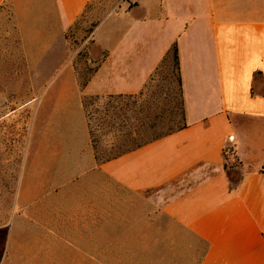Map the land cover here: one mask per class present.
<instances>
[{"label":"crops","instance_id":"0c3cea01","mask_svg":"<svg viewBox=\"0 0 264 264\" xmlns=\"http://www.w3.org/2000/svg\"><path fill=\"white\" fill-rule=\"evenodd\" d=\"M92 1L0 0L14 7L33 70L50 73L32 85L48 90L22 200H49L52 188L55 237L75 256L89 249L92 264H264V6L122 0L93 30L97 66L81 88L69 32ZM175 42L186 126L99 160L84 98L141 93ZM231 147L243 163L237 188Z\"/></svg>","mask_w":264,"mask_h":264},{"label":"rangeland","instance_id":"374dc122","mask_svg":"<svg viewBox=\"0 0 264 264\" xmlns=\"http://www.w3.org/2000/svg\"><path fill=\"white\" fill-rule=\"evenodd\" d=\"M121 3L122 0H93L69 32L72 49H77L71 62L80 84L93 72L89 49L94 42V24L118 11ZM254 5L263 7L264 0H255ZM60 74H65V68L56 78ZM38 75L48 77L50 73L33 70L23 48L14 7L7 3L0 10V264H92L89 255L83 256L89 249H78L79 255L75 256L76 249L61 246L55 237V217L52 210H45L54 206L52 188L49 200H22L23 175L30 147L37 138V112L48 90L32 87ZM37 94L40 97L33 99ZM182 97L172 56L161 63L139 94L86 96L85 110L97 158L117 156L181 127L185 123ZM239 169L243 171V167ZM38 188L37 181L27 185L34 196Z\"/></svg>","mask_w":264,"mask_h":264},{"label":"trees","instance_id":"16d2710c","mask_svg":"<svg viewBox=\"0 0 264 264\" xmlns=\"http://www.w3.org/2000/svg\"><path fill=\"white\" fill-rule=\"evenodd\" d=\"M97 24L98 23L94 24V28L97 26ZM171 56L173 58V63H174L175 69H176V71L178 73V81H179V84H180V87H181L180 60H179L177 42H175L171 46L170 50L167 52V54H166L165 58L163 59V61H166ZM87 82H88L87 80L84 81L81 84V88H84L85 85L87 84ZM181 93H182V96H183L182 89H181ZM96 97H98V96H96ZM84 105L86 106V97L84 98ZM182 117L185 120V110H184V99H183V97H182ZM184 126H186V120H185V123L181 127H178L176 129H171L170 132H168V133H166L164 135L156 136V137H154L153 139H151V140H149L147 142H150L152 140H155V139L163 137V136H165L167 134H170V133H172V132H174L176 130H179V129L183 128ZM147 142L140 143L136 147H139V146H141V145H143V144H145ZM127 151H124V152H127ZM124 152H122V153H124ZM122 153H120V154H122ZM224 157H225V169H226L227 174L229 176V179H230V182H231V187L232 188H237L238 185L240 184L242 178H243V171L241 172L240 169H239V167H243V163L239 160L238 156L236 155L235 149L233 147L225 149Z\"/></svg>","mask_w":264,"mask_h":264},{"label":"water","instance_id":"95a60500","mask_svg":"<svg viewBox=\"0 0 264 264\" xmlns=\"http://www.w3.org/2000/svg\"><path fill=\"white\" fill-rule=\"evenodd\" d=\"M90 66H91L92 68H94V67L97 66V63H90Z\"/></svg>","mask_w":264,"mask_h":264}]
</instances>
